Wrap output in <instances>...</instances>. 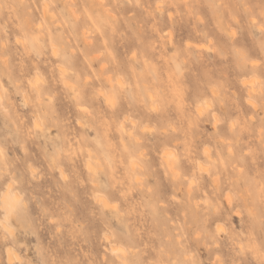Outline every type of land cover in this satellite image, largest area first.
<instances>
[{"label": "rangeland", "instance_id": "374dc122", "mask_svg": "<svg viewBox=\"0 0 264 264\" xmlns=\"http://www.w3.org/2000/svg\"><path fill=\"white\" fill-rule=\"evenodd\" d=\"M122 257L264 264V0H0V264Z\"/></svg>", "mask_w": 264, "mask_h": 264}, {"label": "bare ground", "instance_id": "6f19581e", "mask_svg": "<svg viewBox=\"0 0 264 264\" xmlns=\"http://www.w3.org/2000/svg\"><path fill=\"white\" fill-rule=\"evenodd\" d=\"M159 2V1H158ZM157 4V3H156ZM160 4V3H159ZM159 4L157 5V6H159ZM156 6V5H155ZM87 33V32H86ZM86 38V37H85ZM88 39H89V37H87ZM91 41V40H90ZM92 42H93V40H92ZM55 49V48H54ZM55 51V50H54ZM103 64V63H102ZM108 75V74H107ZM107 78H108V76H107ZM110 83V82H109ZM114 84V83H113ZM117 85H114V87H116ZM117 88V87H116ZM34 89H37V87L35 88L34 87ZM38 91V90H37ZM100 92H102V91H100ZM101 94V93H100ZM102 94H103V92H102ZM105 94V93H104ZM109 96V95H108ZM107 97V96H106ZM108 98V97H107ZM111 98V100H109L110 102L113 100V98L110 96L108 99H110ZM39 102V101H38ZM253 105H255V104H253ZM123 122V121H122ZM121 122V123H122ZM168 155H171V153L169 152L168 153ZM166 162H168L167 160H166ZM170 165V164H169ZM88 166V168H90V166L89 165H87ZM202 167V166H201ZM216 177V176H215ZM10 183V182H9ZM8 183V184H9ZM8 187V186H7ZM7 190V189H6ZM4 194L2 195V197H1V205L4 207V213H5V217H6V219H8L9 218V216L11 215V212H13V209H14V207H15V205H16V201H17V197H16V195H14V194H12V193H9L8 192V190L7 191H5V192H3ZM96 195V194H95ZM98 197V196H97ZM96 197V198H97ZM98 199V198H97ZM96 199V200H97ZM102 199V198H101ZM100 199V200H101ZM107 200V199H106ZM103 202H105V201H103ZM101 203H102V200H101ZM110 204V203H109ZM1 224L3 225V227H6V228H8L7 227V225L4 223V222H1ZM9 229V228H8ZM113 250H116V248H114L113 247ZM9 258H11L10 256H9ZM123 258V257H122ZM122 263L123 264H126V260L123 258L122 259Z\"/></svg>", "mask_w": 264, "mask_h": 264}, {"label": "snow or ice", "instance_id": "6c2138e0", "mask_svg": "<svg viewBox=\"0 0 264 264\" xmlns=\"http://www.w3.org/2000/svg\"><path fill=\"white\" fill-rule=\"evenodd\" d=\"M38 83H39V81H37V83H36V85H34V87H35V86H37V85H38ZM8 190H9V191H11V190H12V184H9V185H8Z\"/></svg>", "mask_w": 264, "mask_h": 264}]
</instances>
